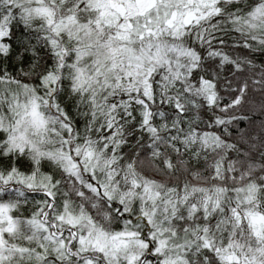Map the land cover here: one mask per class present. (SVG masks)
<instances>
[{"label": "snow or ice", "instance_id": "snow-or-ice-1", "mask_svg": "<svg viewBox=\"0 0 264 264\" xmlns=\"http://www.w3.org/2000/svg\"><path fill=\"white\" fill-rule=\"evenodd\" d=\"M0 264H264V0H0Z\"/></svg>", "mask_w": 264, "mask_h": 264}]
</instances>
